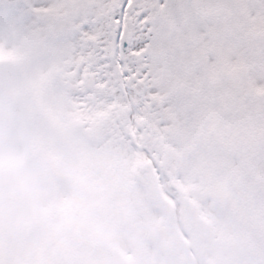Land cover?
Masks as SVG:
<instances>
[{
    "label": "snow or ice",
    "instance_id": "obj_1",
    "mask_svg": "<svg viewBox=\"0 0 264 264\" xmlns=\"http://www.w3.org/2000/svg\"><path fill=\"white\" fill-rule=\"evenodd\" d=\"M17 11L47 13L56 44L165 131L238 128L252 93L264 117V0H37Z\"/></svg>",
    "mask_w": 264,
    "mask_h": 264
},
{
    "label": "rangeland",
    "instance_id": "obj_2",
    "mask_svg": "<svg viewBox=\"0 0 264 264\" xmlns=\"http://www.w3.org/2000/svg\"><path fill=\"white\" fill-rule=\"evenodd\" d=\"M0 3H3V0H0ZM44 18L43 16L42 21ZM37 23L36 17L33 20V24ZM44 31L45 34L49 32L45 28V25ZM4 42L5 41L0 40V47H2L1 54L6 50L4 49L6 47ZM54 47L55 46L49 47L48 50ZM56 48L60 49L59 46ZM58 58L59 57H57V60ZM40 59L44 60L43 63L47 67L48 74L40 77L41 84L39 87L31 90L30 87L27 86V91L34 92L32 95H35V97L40 100L39 104H44L45 102L51 101L47 99V97H50L48 93H58L57 87L60 86L59 82L62 80L65 81L66 78L62 80L57 79L56 66L54 68L50 67L53 62L50 60L49 54L41 56ZM63 63H69L71 67L70 62L66 60H64ZM76 93L77 96H83L82 90H76ZM132 105L131 100L124 99L121 108L115 110L114 101H110L106 109L107 118L117 116L118 113L133 117L125 125L121 126L122 131H118L119 138L110 136V132H108L105 141H99L100 138L89 137L88 139L75 143L77 149V154L73 159L75 166H73V168H68L63 161H61L59 167L61 171L59 177L55 181L47 184L42 180H36L34 192H32L34 196L33 200L22 207H11L9 219H14V227L17 236L22 235L23 230L27 229L30 224H47L51 227H55L57 230L55 235L57 237L66 238L68 230L67 224H63V228L61 225L63 221H71L70 210L73 204L75 205V203H78V200L75 201L77 198V186L74 185L78 175H82V178H87L88 175L89 180H99V165L101 168L113 166L117 167L118 174L121 176L122 181L128 177L127 183L130 185L128 187H134L135 191H130L129 188L124 187L117 194L108 196V200H110L109 204L114 208V217L107 224L97 221L94 224L96 230L98 231L99 227L103 225L106 227L105 229L108 235H112L110 233L111 229H118L113 235L121 238L130 235L132 231L134 235H139L148 240L149 236L152 235L153 237L159 238L155 248L153 249L150 243L145 244V246L151 247L150 252L152 257L155 252L158 253V256H162L163 250L171 242L170 238H176V236L180 234L177 232V234L169 238L166 234L162 233V227H164V211L160 196L166 194L173 199L181 197V195L177 196L172 190L169 184L170 178L177 180L174 182L176 187H183V178L187 181H191L193 184L198 180L200 174L198 168V149L196 146L194 148L190 147L191 140L196 135V132L193 129H187L185 131L183 127H169L168 130L165 131V126L160 123V119L154 113H151V116H147L143 111L138 113L137 109L129 113L127 108L133 109ZM93 113L96 114L97 112ZM59 115L62 119L63 113L60 112ZM79 117L80 116H77V118ZM57 118L61 123L59 116H57ZM63 121V125L67 126V118H64ZM10 124L13 125V131L11 132L10 139L5 144L19 151L17 155H11L10 165L13 169L22 166V152L25 150V138L23 137V127L13 122ZM107 124L109 127L111 126V123L108 121ZM134 126L139 128L143 126L144 128L156 127L157 133L154 132V140L145 141V137L148 134H152L153 131L144 130L141 132L139 141L135 140L133 142L136 145V147H133V143L127 137V128ZM186 133L191 136L187 137ZM116 139H122L123 143L120 147L116 148L117 151L115 152L114 148L111 146V141ZM143 148L144 151L147 152L148 157H153V161H151V159L148 160L147 155L140 152L143 151ZM99 149H105V151L100 153L98 152ZM59 153L60 155L64 153L63 145L61 144ZM133 162L138 163L140 179L131 180L128 168ZM96 163L98 166H95ZM121 165L123 168H121ZM153 165L154 171L157 172L160 177H155L151 180L150 172L153 171V169H151ZM67 173L74 175L75 178L71 179ZM113 174L116 175L115 171ZM95 175L97 177H93ZM19 184L20 179H18L14 173L6 180L0 177V194L2 195L5 192L18 189L20 187ZM157 185H160L163 189L160 191ZM151 225H157L156 227H159V230L156 231L155 228H150ZM63 231L64 234H61ZM66 244L67 240L64 245L66 246ZM106 245L122 248L123 246H131V243L114 242ZM93 246L92 244L91 247Z\"/></svg>",
    "mask_w": 264,
    "mask_h": 264
}]
</instances>
